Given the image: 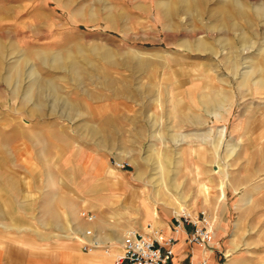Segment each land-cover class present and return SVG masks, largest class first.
I'll use <instances>...</instances> for the list:
<instances>
[{"label": "rangeland", "instance_id": "rangeland-1", "mask_svg": "<svg viewBox=\"0 0 264 264\" xmlns=\"http://www.w3.org/2000/svg\"><path fill=\"white\" fill-rule=\"evenodd\" d=\"M36 7L81 43L18 46L4 29ZM0 13V264H113L145 198L208 214L207 264H264V0H0ZM45 52L73 54L75 75L32 56ZM24 58L35 76L8 84ZM95 143L100 164L82 170H100L94 185L73 170ZM123 169L127 207L99 191Z\"/></svg>", "mask_w": 264, "mask_h": 264}, {"label": "crops", "instance_id": "crops-1", "mask_svg": "<svg viewBox=\"0 0 264 264\" xmlns=\"http://www.w3.org/2000/svg\"><path fill=\"white\" fill-rule=\"evenodd\" d=\"M1 14V13H0ZM9 15V12H8ZM8 15L5 16V19L10 18ZM40 16H48L47 12L45 10H43L41 7H36L33 10L31 9L30 11V16L29 19L27 18V20L19 22L17 26H11V28L8 29H4L9 33H15L16 31L18 33H20L21 35H19V37H16L17 40L15 41L18 46L26 49L29 45H31L33 42H37V43H42L44 45V47L48 48V49H55V48H59V49H65V48H70L72 46H77L81 43V34L77 33L76 31H72V30H51V25L49 24H41V20L39 19ZM2 14L0 15V23H4L8 20H4L2 19ZM7 24V23H5ZM14 27H16V31L14 29ZM32 28L34 29H39V31H32ZM18 29V30H17ZM33 29V30H34ZM58 29V28H57ZM51 34H55V35H51ZM57 34V35H56ZM52 37V41H50L48 38ZM14 42V43H15ZM32 48H34V45H32ZM95 113V110L93 111ZM51 120H47V122H49V124L54 125L55 123H50L53 121V117H50ZM56 118V117H54ZM39 119V118H38ZM43 118H41L42 120ZM92 119H90L91 121ZM44 121V120H42ZM55 122V121H54ZM90 135L95 134V131H90ZM10 136H4L1 135V140L2 142H6L8 139H10ZM102 141L107 142V138L103 137ZM99 150L97 149V144L95 143V149L91 150V152L89 153V158L85 157V155L81 154V149L79 147V150H77V156L78 154L79 156V160L76 163H74V166L76 167L75 169H79L80 173H76L75 170H73V175L76 176H80L81 174L85 177H89L92 178L90 179L92 183H94V185L97 183L98 181V174H100L99 172L97 173L96 171H100L98 170V168H96L95 170H93V172H88V174H83L82 170L86 169L87 165L86 164H90V166H92V164H95V167L98 166L97 164L99 163ZM79 162V163H78ZM110 162V161H109ZM105 161L103 162V159L101 160V164L103 165V171H105V166L106 164H104ZM110 165V164H109ZM110 168V167H109ZM112 168V167H111ZM86 171V170H85ZM127 170L123 169V170H117V175L114 177V180L112 179V181H114L112 184H103V190H99L103 193H107L109 191V194L111 196H115V195H119L121 194V197L123 198V200L121 201V203L125 205V207H127L129 205V194L132 190V186L129 184V180L132 179L133 181H136V179L129 177V175H127L126 173ZM102 175L104 174L101 173ZM98 184V183H97ZM91 186H93V184L90 185V189H88V193H90V197H94L93 195H95V191L94 189L91 188ZM111 189V190H110ZM98 191H96L97 193ZM120 200V199H119ZM143 203L142 206L144 205V207H139V212H138V219L140 221H138V225H137V231L138 232H143V233H147L148 229L147 228V224L150 225V228L152 229H156L159 231V237L160 239H164L167 238L169 236H172L175 241L173 243V257L172 260L176 263L179 264H199L200 259L203 257V252L201 250V248L198 245L195 244H191L189 242H187L186 240V236H187V229L188 227H182L181 229L177 230L175 233L172 231L173 225H174V218L172 216V214L168 213L165 209L162 208H157L156 206H150V204H148L146 198L143 199ZM93 203L89 204V207L92 206ZM122 207H124L122 205ZM142 208V209H140ZM94 226V234H97V231L100 232L99 229H101V226L97 224V221H95V223L93 224ZM96 232V233H95ZM114 240H116L118 243L121 241V237L115 235ZM94 250V249H93ZM90 250V251H93ZM89 251V252H90Z\"/></svg>", "mask_w": 264, "mask_h": 264}, {"label": "built area", "instance_id": "built-area-1", "mask_svg": "<svg viewBox=\"0 0 264 264\" xmlns=\"http://www.w3.org/2000/svg\"><path fill=\"white\" fill-rule=\"evenodd\" d=\"M126 163H114L115 167H124ZM81 218L86 222H92L95 215L90 211H81ZM174 225L172 231L175 233L182 227L187 229V242L198 245L203 254L210 252V242L213 236L208 214L204 210H199L192 215L190 212L173 214ZM148 232H138L137 230L126 231L119 242L118 250L113 254V264H179L172 260L173 243L175 239L169 236L160 239L159 231L150 228L147 224ZM90 231L84 230V235ZM97 240L93 236L88 242L82 244L86 251L93 250L97 246ZM106 251V249H104ZM199 264H207V257L200 259Z\"/></svg>", "mask_w": 264, "mask_h": 264}, {"label": "bare ground", "instance_id": "bare-ground-1", "mask_svg": "<svg viewBox=\"0 0 264 264\" xmlns=\"http://www.w3.org/2000/svg\"><path fill=\"white\" fill-rule=\"evenodd\" d=\"M182 1V0H180ZM189 1V0H188ZM233 1V0H232ZM235 3H237L235 1ZM195 4V3H194ZM232 4V3H230ZM239 4V3H237ZM176 5V4H175ZM181 5V3H180ZM240 5V4H239ZM177 6V5H176ZM183 6V5H182ZM186 6V5H184ZM192 6V5H191ZM170 7V6H169ZM194 7V6H193ZM234 7V6H233ZM239 7V6H238ZM178 8V7H177ZM176 8V9H177ZM182 8V7H181ZM235 8V7H234ZM190 9V8H189ZM193 9V8H192ZM188 10V8H187ZM187 10H186V13H187ZM184 11V10H183ZM189 12V11H188ZM191 12V11H190ZM228 17V16H227ZM202 44V43H201ZM200 47H203L200 46ZM206 47V46H205ZM3 48H5L2 43H0V50H2ZM203 49V48H202ZM40 51V50H39ZM60 54V53H59ZM53 55V54H52ZM73 55V54H72ZM72 55H55V56H50V54L48 53H32V56H34V58H36L39 62H42V63H48V64H51L54 66H56L57 68L59 69H68V67L70 68L69 70H71L72 73H76L77 69H75V62L73 61L72 59ZM31 56V55H30ZM103 56L105 58H108L109 57V54L107 53H103ZM53 60L52 63H50V61ZM28 59L27 58H24V60H22L20 62L19 65H16L14 67H12L8 72H7V76L4 77L3 79H5V81L9 84L11 82H13L14 80L16 81L17 79H19L21 76H28L29 78L30 77H34V72L30 69V70H26L25 69V64L27 63ZM74 68V69H73ZM38 85V84H37ZM41 86V85H39ZM38 86V87H39ZM52 86V85H51ZM37 87V88H38ZM41 88V87H40ZM47 89V88H46ZM49 89V88H48ZM53 89V88H52ZM38 90V89H37ZM40 90V89H39ZM28 100V99H27Z\"/></svg>", "mask_w": 264, "mask_h": 264}]
</instances>
